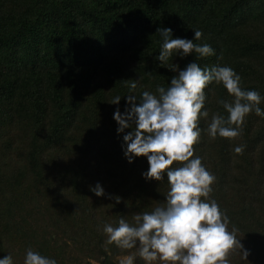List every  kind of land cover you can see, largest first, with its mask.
I'll list each match as a JSON object with an SVG mask.
<instances>
[{
    "label": "trees",
    "instance_id": "obj_1",
    "mask_svg": "<svg viewBox=\"0 0 264 264\" xmlns=\"http://www.w3.org/2000/svg\"><path fill=\"white\" fill-rule=\"evenodd\" d=\"M160 27L173 38L201 30L194 43L215 54L181 58L174 50L160 64ZM192 61L230 66L245 90L264 97V0H0V258L24 264L29 248L57 264H119L137 255L106 243L104 225L121 217L134 224L135 214L165 206L170 186L166 174L142 176L146 157L127 161L123 136L131 129L118 134L113 114L124 112L127 95L137 103L144 91L158 95L157 86L177 75L170 66ZM126 80H138L137 88ZM205 93L202 130L214 113L228 116L218 100H234L222 83ZM117 95L120 104H110ZM194 148L216 177L210 198L250 252L244 260L234 250L230 264H264V117L248 115L235 139L202 131ZM97 183L105 196L90 191Z\"/></svg>",
    "mask_w": 264,
    "mask_h": 264
},
{
    "label": "clouds",
    "instance_id": "obj_2",
    "mask_svg": "<svg viewBox=\"0 0 264 264\" xmlns=\"http://www.w3.org/2000/svg\"><path fill=\"white\" fill-rule=\"evenodd\" d=\"M193 32L192 39L173 38L171 28H157L156 33L163 43L155 59L164 64L174 50L181 58L193 52L200 57L214 55L209 44L194 43L202 38L203 32ZM169 69L177 73L171 78L169 87L158 85V95L144 91L139 103L135 95H127L128 106L124 112L117 107L113 114L119 126L118 134L131 129L123 136L122 147L127 161L132 163L137 157H146L149 167L142 173L146 180L162 181L167 175L170 189L166 205L135 214L134 224L123 217L117 226L105 224L106 243L124 250L138 248L139 258L149 264L157 259L165 264H230L228 257L236 249L247 260L250 252L237 239L238 229L229 230L228 216L210 198L216 177L202 164V157L195 156L194 145L199 143L202 131L213 139L217 135L229 139L241 137L248 115L254 112L264 117V110L260 107L264 97L256 90H245L241 76L230 66L201 68L192 61L183 69L178 64ZM213 82L222 83L234 100H218L228 116L214 113L207 128L202 130L199 121L201 117L209 116L207 110L202 111L205 89ZM126 85L134 91L138 80H126ZM121 98L115 96L110 104L119 105ZM245 148L246 145L241 144L234 148V152L242 155ZM174 163L180 166L173 167ZM90 191L97 197L105 196L99 183L90 186ZM115 200L119 203L120 197ZM137 255L123 257L120 264H134ZM0 264H13L12 256L0 258ZM24 264H57V261L29 248Z\"/></svg>",
    "mask_w": 264,
    "mask_h": 264
},
{
    "label": "rangeland",
    "instance_id": "obj_3",
    "mask_svg": "<svg viewBox=\"0 0 264 264\" xmlns=\"http://www.w3.org/2000/svg\"><path fill=\"white\" fill-rule=\"evenodd\" d=\"M122 258H123V257H122ZM122 258H118V262H119V264H120V260H121ZM135 263L138 264V262H137L136 260H135ZM91 264H98V263L93 262V263H91ZM145 264H147V263L145 262ZM148 264H149V263H148ZM151 264H165V262H162V261H160L159 259H157L156 261H152Z\"/></svg>",
    "mask_w": 264,
    "mask_h": 264
}]
</instances>
